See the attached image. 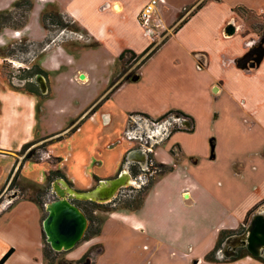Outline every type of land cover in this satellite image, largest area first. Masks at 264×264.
<instances>
[{
  "label": "rangeland",
  "instance_id": "rangeland-1",
  "mask_svg": "<svg viewBox=\"0 0 264 264\" xmlns=\"http://www.w3.org/2000/svg\"><path fill=\"white\" fill-rule=\"evenodd\" d=\"M159 1L162 3L150 19L151 34H147L137 17L151 0H119V11L104 0H99L97 8L78 11L73 16L74 21L89 36L94 37L91 36L87 46L74 41H89L82 32L50 26V37H54L56 42L63 41L64 47L77 45L80 48L75 52L69 51L71 62L67 63L63 59L62 66L52 64L51 70L44 69L46 76L36 75L31 79L35 83L34 80L38 77H48L51 83V93L48 96L50 99L41 104L43 106L51 103L50 115L44 120L45 126L41 128L40 125L38 130L41 133L43 130L44 134L65 129L96 101L93 105L95 109L100 110L103 107V111L116 117L120 108L126 118L136 108L154 110L157 115H161L164 105L186 108L190 114L174 112L182 118L181 122L183 117L189 118V126L181 122L180 127L179 123L173 125L178 126L175 130L181 132L166 138L167 132L154 139L146 138L153 153L146 150L147 147L143 144L146 163L144 161L139 165L142 170L150 168V173L143 172L134 177L129 168L138 165V162L129 161L128 154H125L119 172L130 173L133 182L120 188L116 197L101 207L81 204L88 215L96 218L91 232L98 227L102 230L106 218L115 225L107 228L110 235L106 244L92 245L83 253L84 255L88 252V259L80 264H242L236 259L245 260L246 255L264 261V252L255 256L247 250L240 251L238 258H232L235 257L230 250L233 244L226 246L231 242V237L223 241L222 249L218 250V241L227 235L229 237L236 220L243 217L247 206L264 192V162L259 158V153H263L261 144L264 143V134L255 127L256 121L264 120V81L258 83L247 79L243 76L247 75V71L235 70L230 66L232 62L228 60L236 53L240 54L250 43L262 46L261 50L255 48L256 55L264 50V11L257 12L245 6L246 9L243 5L228 9V6L233 5V0L223 3L216 0ZM32 3L34 4V0ZM200 3H203L202 7L196 10ZM252 3L258 8H264V0H253ZM47 10L58 9L52 7ZM20 12L18 10V13L16 11L13 14L15 21L21 20ZM223 15H233L236 18L240 33L234 39L225 38L221 30L222 23L218 24L217 20ZM28 17L29 13L27 20ZM187 17L186 23H183ZM41 24L44 27L42 20ZM6 28L15 29H3ZM152 43V49H158L137 70V73L141 70L142 81H125L123 87L120 85L119 89L110 94L113 87H109L114 78H128L136 71L141 60L139 58L133 61L129 53L118 60L119 55L124 50L140 54ZM42 47L41 43L34 44L28 38L3 47L10 53L4 70L8 80L18 86L25 85L28 79L21 78L25 76L21 69L38 64L37 57L43 52ZM24 48L27 52L21 55L20 50ZM199 50L209 55L211 65L207 69H197L198 62L193 57V52ZM238 72L243 75L237 76ZM70 78L71 82L68 81ZM260 79L264 80L263 77ZM248 87L253 89L257 99L248 93ZM256 103L262 105L258 107ZM59 106L63 108L60 113L58 111L59 114L52 115ZM252 107H257L258 111L252 113ZM89 111L78 120L81 121L80 126L88 120ZM101 114L97 120L103 121ZM173 115L169 111L152 122H167ZM95 131L97 130L92 129L85 133L84 130L77 138H72L73 133H69L66 137L56 139L51 143V147H55L59 153L56 152L55 157L64 158L66 150L71 146L74 154L70 159L75 160L76 167L89 165L90 171L95 172V168L102 162L105 166L102 171H108L112 161L111 154L114 156L117 148L125 142L128 144V141L122 142V138L121 142L116 143V140H111L114 144L112 146L105 139L99 141V133ZM49 143L46 140L43 143L37 142L24 155L39 161L45 156L44 149ZM75 151L78 152L75 154ZM49 160L57 161L54 157ZM162 164L173 167V170L162 174ZM254 165H258L259 169L253 171ZM35 171L38 172V168ZM239 173H242V177H238ZM57 180H63L73 189L64 178H57L54 182ZM80 180L85 181L81 177ZM149 181L154 182L151 188ZM19 182V188L14 186L17 192H13L7 183L8 190L4 192V196L1 193L0 197V212L7 195L15 193L17 198H21L22 195H19L22 193L26 196L37 193L36 189L28 191V183L20 179V176ZM45 185L38 186L43 188ZM63 186L62 189L67 191ZM134 189L140 190L138 192ZM147 190L149 191L139 209L129 211L130 213L121 212L120 222L108 218L111 212L128 211L123 207L137 204L141 194ZM54 197L57 198L56 193ZM257 213H264V201L249 213L250 218ZM249 216L245 219L249 230L252 232L254 229H262L260 224L255 226L250 223ZM98 221H101V225ZM117 226L120 227V232ZM122 232L125 235L122 236ZM89 240H82L73 254L78 253L82 244ZM117 242L121 244L118 247ZM45 243L44 239V246ZM253 244L252 249L258 248L255 241ZM43 259L45 264H50L51 261L55 264H75L70 262L72 259L67 257L65 251L53 254L50 259Z\"/></svg>",
  "mask_w": 264,
  "mask_h": 264
},
{
  "label": "crops",
  "instance_id": "crops-1",
  "mask_svg": "<svg viewBox=\"0 0 264 264\" xmlns=\"http://www.w3.org/2000/svg\"><path fill=\"white\" fill-rule=\"evenodd\" d=\"M17 0H0V12L4 10H10L12 8V5ZM99 0H34L33 8L29 13L28 21L26 25L21 29H11L6 28L0 31V49L9 45L10 43L19 41L22 38H28L29 40L35 42V43H41L45 40L47 37V31L41 24V14L43 11L50 9L52 7H55L58 9V11L68 14L73 18L75 17V14L78 13V11L81 10H89L92 8H97ZM200 1V0H198ZM197 1V2H198ZM221 3L227 1V0H216ZM233 5L231 4L228 6V9H234L236 6H246L248 8L254 9L257 12L264 11V8H258L255 6L252 1L249 0H233ZM105 3L111 4L113 8H115L116 11H119L121 9V5L119 4V0H104ZM196 2V3H197ZM249 2V3H248ZM95 3V5L93 4ZM233 12L232 10H230ZM226 17V15H223ZM222 16L221 19H218V24L221 22L222 27L221 30L224 32L225 38H231L234 39L235 36H237L240 33V28L238 23L236 22V18H234L233 15L224 18ZM74 19V18H73ZM85 26V24H82ZM87 27V26H86ZM229 29H232V34H226V32L229 31ZM92 36V35H91ZM90 36V37H91ZM93 37V36H92ZM94 38V37H93ZM64 42H58L55 45H52V47H49L44 52H42L39 57H37L38 64L43 70H51L52 64L55 66H62L63 59L65 62L69 63L71 62L70 58V52L69 51H77L80 46H73V47H64ZM258 49H263L262 46H257ZM256 46H253L250 44L246 49L240 51V54L236 53L235 56H232L230 62L231 67H233L237 71H247V75H243V73L238 72V75L246 76L247 79H253L255 82H263L264 80H261L260 78H264V52L262 56H260L261 52H257L255 50ZM259 50V51H260ZM132 51V50H131ZM237 51V50H235ZM220 53V52H219ZM137 54V53H136ZM193 57L195 58L197 69H207L211 65V60L209 58V55L204 53V51H194ZM256 57L258 58V61H255L254 59ZM245 58L248 60L247 67L239 68L237 66V61ZM9 59H7L8 61ZM4 59L0 56V197L2 196L1 193H6L8 190V185H5L7 181V177L11 170L13 169L14 174L17 172L18 168L22 166L20 169V179L25 181H31L36 182L37 185H43L45 184V177L48 171L50 170H56L59 169L62 171L63 175L67 178V183L70 184V186L79 192L88 191L94 188L99 182L112 179L116 177L119 174L120 166L122 164V160L124 158V155L129 150V145L124 139L125 134L127 131L130 133V129L136 128V126L142 128H148V136L149 138H156L159 135H162V133H165L168 130L167 124L163 122L164 125L161 127H158L156 129L150 128L149 122L152 120H156L157 118L161 117L165 113L169 111H180L184 114H188V111L185 109H180L176 106H167L164 105L162 109L164 111L161 113V115H157V111H150L149 109H133L134 111H131V114H134L131 117L126 118L125 115H123V110L120 108L117 111V117L116 115L113 116L107 111H103V107H101L100 110L95 109L93 106L96 102L91 104L89 108H87L78 119L72 121V123L66 127L65 129L61 131H57L54 133H42L41 131L38 132L39 127L41 125L45 126L44 120L47 118L49 114V109L51 106L50 104H44L41 105L43 102H46L50 99V86L51 83L49 82V78L44 77H38L36 78L37 84L40 87L41 93L44 95L42 99H40L38 96H36L33 93H30L28 91H24L22 89H15L14 87H21L17 84H14V82H11L8 80L6 75L4 74V66H3ZM35 61H33L34 63ZM35 64V63H34ZM30 67V66H27ZM229 67V65L227 66ZM142 68V67H141ZM68 81H72L71 78L68 79ZM132 81H142V75L141 70L139 73H136V75L133 77ZM136 82V83H137ZM84 85V84H82ZM122 86V85H121ZM120 86V87H121ZM119 87V88H120ZM123 87V86H122ZM118 88V89H119ZM152 89V88H151ZM248 93L254 96L256 99L258 96H255L253 93L252 88H247ZM48 92V93H47ZM47 94V95H45ZM49 96V97H48ZM59 96V95H58ZM108 100V99H107ZM153 101V100H152ZM59 103V101L57 102ZM259 107L262 105V103H256ZM255 106V105H254ZM60 109H63L62 107H58V110L56 112L51 113L52 115H57L60 113ZM252 110V113L255 112V110L258 111L257 107L250 108ZM263 111V109L259 108ZM90 110V111H89ZM59 111V113H58ZM86 111H89V118L86 120L85 123H83L81 126V121L78 120L80 117L84 115ZM260 111V112H262ZM119 112V113H118ZM103 114L104 120L101 121V119H98V116L100 114ZM101 114V115H102ZM156 117H154V116ZM131 120V121H130ZM79 122V123H78ZM130 123L132 124L130 126ZM134 126V124H136ZM72 126V127H71ZM128 129L127 130V128ZM255 127L261 129L262 133L264 134V120L259 119V121H256ZM70 131L71 129H73ZM95 129L97 133H99V141L102 139H105L109 142H112L116 140L117 142H125V144L121 145V147L117 148L115 151V154H111V165L108 166L109 170H103L105 167L103 163L101 162L98 167L95 168V172L90 171L89 165H86L82 168H78L75 166V160L71 161L70 157H73L74 152L71 151L72 147H68L69 150H66V155H64V158L55 157V155L58 153L56 151L55 147H51V143L53 141H56V139L61 136H67L69 133L72 134V138L79 137L80 133L85 130V133H88L90 130ZM150 130V131H149ZM58 135L51 136L49 138H46L50 135L59 133ZM64 133L63 135H61ZM161 133V134H160ZM54 137V138H53ZM46 138V139H43ZM35 140H38V142H44L50 141L48 146L45 147L44 153L45 156L41 157L39 161H35L33 158H31L29 155L20 154V151L22 147L29 143L33 142ZM264 140V138H263ZM111 142L112 146L114 145ZM37 143V142H36ZM101 143V142H99ZM34 145V144H33ZM261 146L263 147V153H259V158L261 159V162H264V143L262 142ZM108 149V148H107ZM57 152V153H56ZM78 151H75V154ZM93 153V152H92ZM59 154V153H58ZM102 155V154H98ZM51 157L56 158V162H51L49 159ZM68 157V160H67ZM38 160V159H37ZM67 160V161H66ZM103 160V159H102ZM114 161V163H113ZM38 168V172L35 171V169ZM259 169L258 165H254L253 171H256ZM35 171L32 173V171ZM94 170V169H93ZM80 177L83 178L85 181H81ZM238 177H242V173L238 174ZM95 178L98 179V181L95 180ZM264 182V181H263ZM9 183V182H8ZM55 184V183H54ZM54 184H52L54 186ZM56 185L60 186L59 182L56 181ZM55 188L52 187V190ZM12 190V189H11ZM13 192L16 191V189L13 188ZM17 192V191H16ZM15 194V193H14ZM13 193L11 195H7V199L5 201V205H3V210L0 212V259L9 251L13 250L11 255L8 257V259L4 262V264H45L43 259V247H44V237H43V230H42V221L44 219V213L45 211V205L44 209L41 208L36 203L23 199L21 195H19L21 198H17ZM18 196V197H19ZM13 199V200H12ZM12 200V201H10ZM262 200H264V192L263 195L260 197H256L250 205H248L246 209V213L243 217H239V220L235 222L233 225L235 228H232V230L237 229L242 222H244V219L249 214V212L252 210V208L256 205H258ZM121 212H129V211H114L108 214V218L111 220H115L116 222H120L121 218ZM130 213V212H129ZM261 215L262 213H257ZM262 217L264 218V213L262 214ZM258 219V218H257ZM257 221L254 219V222ZM115 223L110 222L109 219L103 222L102 224V230L100 232V235L93 237L91 240L84 242L82 244V248L78 253L76 252L77 246L67 252V257L72 260H76L80 258L83 253L87 251L92 245L96 243H104L106 244V240L109 237L110 233L107 232V228L110 229V226H114ZM123 225V224H122ZM120 226V225H119ZM117 226L118 232H120V227ZM261 229L258 231L260 232ZM257 233L260 238V233ZM113 233V232H111ZM124 232L120 233L123 235ZM127 235V234H126ZM256 236V237H257ZM235 238L231 239V242H236V244H241L242 239L239 238L234 240ZM234 240V241H233ZM46 241V240H45ZM239 242V243H238ZM81 245V244H80ZM121 245L120 242H117V247ZM228 244H226L227 246ZM229 244L228 246H230ZM235 244H233L234 246ZM262 248V247H261ZM258 249V254H262L264 252V249L261 250ZM232 250V249H230ZM73 251L74 254H73ZM252 254V253H251ZM244 259V258H243ZM239 263L245 264H264V261L254 258L252 255H246L245 260L242 259H236Z\"/></svg>",
  "mask_w": 264,
  "mask_h": 264
},
{
  "label": "trees",
  "instance_id": "trees-1",
  "mask_svg": "<svg viewBox=\"0 0 264 264\" xmlns=\"http://www.w3.org/2000/svg\"><path fill=\"white\" fill-rule=\"evenodd\" d=\"M202 5H203V3H200L196 7V10L200 9L202 7ZM32 7H33L32 0H17L12 5V9L11 10L1 11L0 12V31L3 28H5V27H12V28H15V29L23 28L26 25L27 21H28L27 20V14L30 13V11L32 10ZM243 7L246 8L245 6H243ZM18 10L21 11L20 12L21 20L15 21L14 17H13V14L16 13V11L18 13ZM187 19H188V17L184 19L183 23H186ZM41 20H42V23H43L46 31H47V37L45 38V40L43 42H41V45L43 46L42 47V51L43 52L46 49H48L51 45H55L56 43H58V42L55 41L54 37H50V31H49L50 30L49 29L50 26L51 27L52 26L53 27H60L61 29H67V30H70V31H73V32H82L87 37V39L89 41L85 42V43L81 42V41H78V40H74V41L77 42L78 44H81V45H84V46H87L89 44V42H90L91 37L88 35V32L86 30H82L80 28L79 24L76 21H74V19L71 16H69L68 14L62 13V12H60L58 10H45L41 14ZM59 42H63V41H59ZM33 43L35 44V42H33ZM92 43L93 44H97V42H92ZM152 45H153V43L149 47H147L143 52H141L140 54H136L135 52H133L131 50H124L119 55L118 60L123 59L125 54H127V53H129L131 55V59L133 61H137L139 58H141V60L138 62L137 67L135 69L136 71L133 73V74H136L137 70L141 67V65H143L145 63V61L158 49V47L152 49ZM7 52H8V49H6V48H1L0 49V56L4 59V61H3L4 70L6 69L5 67H6L7 59L10 58L9 57L10 53H7ZM20 52H21L20 54L22 55L23 53L27 52V50H26V48H24V49H21ZM12 53L15 54V51L14 52L12 51ZM14 60L18 61L19 59H14ZM19 62H21V61H19ZM21 70L25 73L24 74L25 76H23L21 78L24 79V80L28 79V82L25 85H23L22 87H14V88L28 91L30 93L35 94L38 97H43L44 95L41 93V90L38 87V85L36 83V80H34L35 83H36L35 84V83H33L31 81V79L34 78V76H36V75H44V76H46V72L37 64H32L29 68H23ZM125 79H127V80H125ZM125 79L119 80L118 77L114 78V80L112 81V83H111V85L109 87V88L113 87V89L111 90L110 94L114 93L116 91V89H118L120 87V85H122L125 81H129V77L125 78ZM33 84L35 85V87H34ZM105 99H107V98H104V100ZM89 113L87 114V117L89 116ZM163 117H165V116H163ZM72 130H74V128L71 129L70 131H72ZM58 134H60V132L56 133V134H53V135H50V136H48L46 138H49L51 136H55V135H58ZM46 138H43V139H46ZM57 139H61V136H59ZM36 142H38V140H35L33 142H29V143L25 144L22 147V149L20 151V154H24L25 151L30 146L35 144ZM160 167L164 168V170L162 171V174H166V173H168V172L173 170V167H169V166L165 167L163 164ZM21 168H22V166L19 167L18 171L12 177V180H11V175L13 173V169L11 170V172L9 173V175L7 177V181H6L5 185H7V183L9 182V184H10L9 188L13 189V188H15L14 187L15 185H17L16 187H18V184H20V182H19V174H20V172L19 171H20ZM131 171H132L133 176H136L139 173V171L136 170L135 166L131 167ZM57 178H64L66 180V177L63 175V173H61L59 169H56V170H51L46 175V177H45V184L46 185L43 188H41V186H38L36 184H29L30 182L26 181V183H28V185H29L27 187L28 191L29 190L32 191V189H36L37 193L34 196H32V195L26 196L23 193L20 194V195H22L23 199L30 200V201L36 203L37 205H39L40 207L42 206L43 209H44V204L46 203V201L48 199L47 197L49 196V192H50L49 191L50 190V183L53 180L57 179ZM95 180L98 181L97 178H95ZM149 183H148L149 187L151 188V186H153L154 182L151 183V181H150ZM134 190L139 192L140 189H134ZM148 191L149 190H147L146 192L141 194V196L139 197L140 200H139V202H137V204H135L134 206L133 205H130L128 207L125 206V207H123V209H126L128 211H133V210L139 209L142 206L144 197H145V195L147 194ZM262 201H264V200H262ZM74 203L80 208V210L85 214V216L87 217V219L89 221V225H88L87 231L84 234L83 240H89V239L99 235L100 232H101L100 231L101 230L100 227L95 229V231L91 232L93 224H94L96 218H94L93 216L88 215L86 213V211L81 207V204H83V205L91 204L95 208L101 207V206H103V204L92 202V201H84V202L75 201ZM258 205L254 206L251 211H253ZM92 213L93 212H91V215H92ZM45 217H46V212L44 213V218ZM98 223H100V225H101V221H98ZM43 237L46 240V237H45L44 233H43ZM45 244L46 245L43 247V250H42L43 257L45 259H50L53 254L59 253V252H56V251L52 250L50 245L47 242ZM12 251H13L12 249L9 250L0 259V264H4V262L11 255ZM87 256H88V252L86 254H84L79 260H71L70 262L71 263H75V264H80L81 262H83V260H85V259L87 260L88 259ZM50 264H55V263H54V261H51Z\"/></svg>",
  "mask_w": 264,
  "mask_h": 264
},
{
  "label": "water",
  "instance_id": "water-1",
  "mask_svg": "<svg viewBox=\"0 0 264 264\" xmlns=\"http://www.w3.org/2000/svg\"><path fill=\"white\" fill-rule=\"evenodd\" d=\"M263 52L264 50L261 51L260 56H262ZM258 58L256 57L254 60L258 61ZM247 64L248 60L245 58L237 61L239 68L247 67ZM127 159L131 162L141 163L145 161L146 153L143 149L132 150L128 153ZM131 178L130 173L120 172L116 177L101 181L91 190L83 192L73 189L66 191L62 189L61 180H57L60 186H57L56 182H54L55 184L53 183L54 186L52 185V187L55 188L53 191L57 194V198L45 204L46 217L42 221L43 233L51 249L56 252L70 251L83 240L89 221L74 201H92L100 204L109 203L116 197L120 188L128 186V180H132ZM254 219L257 221L254 222ZM252 224L255 226L260 224L262 227L259 240H256L258 234L255 233L259 231H255L254 229L250 234L255 239L253 241L258 244V248L256 247V249H252L253 245L251 247L257 253H253L252 250L251 253L259 256L258 249L261 248L259 246H262L261 250L264 249V240L260 241L261 238L264 239V218L262 214L254 215ZM247 241V243H250L249 238H247Z\"/></svg>",
  "mask_w": 264,
  "mask_h": 264
},
{
  "label": "flooded vegetation",
  "instance_id": "flooded-vegetation-1",
  "mask_svg": "<svg viewBox=\"0 0 264 264\" xmlns=\"http://www.w3.org/2000/svg\"><path fill=\"white\" fill-rule=\"evenodd\" d=\"M251 44V43H250ZM253 46H259V45H253ZM136 74H133V73H131V75H129V81L130 80H132L133 79V77L135 76ZM127 82V81H126ZM125 83V82H124ZM123 83V84H124ZM24 85V84H23ZM22 85V86H23ZM21 86V87H22ZM25 91V90H24ZM172 112V114H174L172 117H170L169 119H167L166 121L167 122H165V121H161V122H152V120L148 123L149 124V126H151L150 128H152V129H155V125H158V124H163V122L164 123H166L167 124V129L168 130H163V131H168V134H169V136H171V135H173V134H176V133H178V132H181L180 130H175V128L176 127H178V126H174L173 127V125H177V123H179V122H181V120L180 119H182L180 116H179V114H176V113H174L175 111H171ZM132 116L134 115V114H131ZM131 115H129V117H131ZM88 117H90V116H88ZM184 119H183V122H181V123H184V124H186L187 126H189V118H186V117H183ZM131 121V120H130ZM132 124L130 123V126H131ZM137 125V123L136 124H134V126H136ZM182 125V124H181ZM179 127H180V123H179ZM131 128V127H130ZM129 127L127 128V130L128 129H130ZM130 131H131V133H133V134H135L136 135V137H134L133 138V140L131 141V143L128 141V145H129V150L127 151V153L126 154H128L130 151H132V150H136V149H144L143 148V144L145 145V147H147V149L146 150H149V151H151V153H153V148L151 147V148H149V146H148V144H150L149 143V141L147 140V139H150L149 137H147V129L146 128H142V126L141 127H137L136 126V128H134V129H130ZM52 138V137H51ZM62 138V137H61ZM147 138V139H146ZM164 140V139H163ZM136 143L138 144V146H136ZM178 147V146H177ZM28 156V155H27ZM144 162H138V165H133V166H135L136 167V170L137 171H139V173H150V168H149V166H147V168H149V170H142V168L140 167V165L139 164H143ZM145 163H146V161H145ZM140 167V168H139ZM143 167V166H142ZM19 169V168H18ZM129 170H130V172H131V174H132V171H131V167L129 168ZM153 170V169H152ZM51 171V170H50ZM50 171H48V173L50 172ZM47 173V174H48ZM120 173V172H119ZM138 173V174H139ZM46 174V175H47ZM137 174V175H138ZM133 175V174H132ZM136 175V176H137ZM135 177V176H134ZM56 182V181H55ZM150 182V181H149ZM148 182V183H149ZM54 183V180L50 183V192H49V196L47 197L48 199H47V201H46V203L48 202V201H52V200H54V191L52 190V184ZM66 183V182H65ZM75 202V201H74ZM45 203V204H46ZM44 204V205H45ZM255 210V209H254ZM253 210V211H254ZM253 211H251L250 213H252ZM247 216H249V214L247 215ZM247 216H246V218H247ZM254 216V215H253ZM253 216L250 218V216H249V218H250V223L253 221ZM245 218V219H246ZM245 219H244V222H242V224L237 228V229H235V230H231V232H230V235H229V237H228V235L227 236H225L224 238H221L219 241H218V250H221L222 249V247H223V241L225 242V240H227V238H230V240L231 239H233V238H235L236 239V237L237 238H239V237H245L246 238V241H243V243L242 244H238V245H236L235 247H233L232 248V253H234V255H235V257H232V258H238L239 257V252L240 251H242V250H247L248 252H250L251 253V251L249 250V249H251V247H252V245L254 246V244H253V240H255L254 238H252L251 236H250V234L252 233L250 230H249V227H247V224L248 223H245ZM249 223V224H250ZM249 226V225H248ZM240 229V231H238ZM253 230V229H252ZM247 238H249L250 239V243H247L248 241H247ZM234 239V240H235ZM233 240V241H234ZM264 239L263 238H261V240L260 241H263ZM239 243V242H238ZM233 244H236V242H233ZM250 244V245H249ZM220 246H221V248H220Z\"/></svg>",
  "mask_w": 264,
  "mask_h": 264
},
{
  "label": "built area",
  "instance_id": "built-area-1",
  "mask_svg": "<svg viewBox=\"0 0 264 264\" xmlns=\"http://www.w3.org/2000/svg\"><path fill=\"white\" fill-rule=\"evenodd\" d=\"M162 2L159 0H151L150 3H148L143 10L138 14V20L140 22V24L146 29L147 34H151L152 33V26L150 25V19L151 16L153 15V13L157 10V7L160 6ZM161 124L155 125V129L158 127H161ZM166 133V132H165ZM168 131L167 134L165 135V138L168 136ZM136 137L135 134L133 133H129L127 131V133L125 134V138L124 140H127L131 143V141L133 140V138Z\"/></svg>",
  "mask_w": 264,
  "mask_h": 264
},
{
  "label": "bare ground",
  "instance_id": "bare-ground-1",
  "mask_svg": "<svg viewBox=\"0 0 264 264\" xmlns=\"http://www.w3.org/2000/svg\"><path fill=\"white\" fill-rule=\"evenodd\" d=\"M229 31L232 32V29H229ZM230 32H226V34L228 35V34H230ZM133 180H134V179H133ZM131 182H133V181L129 179V180H128V183H131ZM61 183H62V186L64 185L63 187H65L67 190H70V188L68 187V185H67L63 180H61ZM132 184H133V183H132ZM258 237H259V236H258ZM258 237L256 238V240H259ZM239 238L242 239L241 244L243 243V241H246V238H245V237H243V238H242V237H239ZM239 238H237V239H239ZM229 244H231V243H229ZM229 244H228V245H229ZM236 245H238V244H235L233 247H235ZM252 251H253V253H257V251H255V250H252Z\"/></svg>",
  "mask_w": 264,
  "mask_h": 264
}]
</instances>
